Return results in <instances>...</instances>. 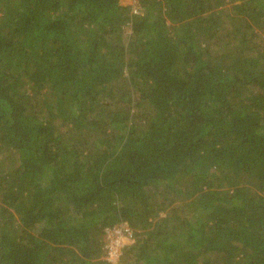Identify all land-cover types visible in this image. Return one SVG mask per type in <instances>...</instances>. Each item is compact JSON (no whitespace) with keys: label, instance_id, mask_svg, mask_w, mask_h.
<instances>
[{"label":"trees","instance_id":"trees-1","mask_svg":"<svg viewBox=\"0 0 264 264\" xmlns=\"http://www.w3.org/2000/svg\"><path fill=\"white\" fill-rule=\"evenodd\" d=\"M0 158V264H264V0H0Z\"/></svg>","mask_w":264,"mask_h":264},{"label":"built area","instance_id":"built-area-1","mask_svg":"<svg viewBox=\"0 0 264 264\" xmlns=\"http://www.w3.org/2000/svg\"><path fill=\"white\" fill-rule=\"evenodd\" d=\"M119 224L104 233L103 260L109 264H120L125 241L134 237L133 230L126 221Z\"/></svg>","mask_w":264,"mask_h":264},{"label":"rangeland","instance_id":"rangeland-1","mask_svg":"<svg viewBox=\"0 0 264 264\" xmlns=\"http://www.w3.org/2000/svg\"><path fill=\"white\" fill-rule=\"evenodd\" d=\"M119 3L121 5H124V6H133V5L135 6V5H137V0H119ZM5 156L7 158H5V157H4L5 159L0 158V159H2V161L0 160L2 163H6L11 158H14V154L11 155V154L5 153ZM120 224H122V223H120ZM104 243H105V241H104ZM134 243H135V237H133L132 239H128L127 241H125V245L124 246L126 247V246L132 245ZM102 258H103V256H102Z\"/></svg>","mask_w":264,"mask_h":264}]
</instances>
